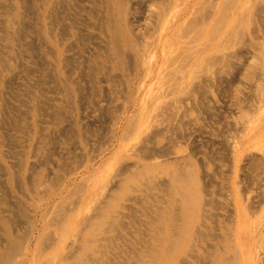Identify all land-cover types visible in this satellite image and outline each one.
<instances>
[{
  "label": "bare ground",
  "instance_id": "1",
  "mask_svg": "<svg viewBox=\"0 0 264 264\" xmlns=\"http://www.w3.org/2000/svg\"><path fill=\"white\" fill-rule=\"evenodd\" d=\"M154 1L43 0L40 20L48 36L46 54L68 62L67 52L77 41H63L91 35L93 42L88 27L94 26L102 34V45L95 42L96 46L108 52L103 60L105 68L111 63L117 68L136 65L144 73H140L137 99L127 103L123 111L124 121L115 118L122 125L116 129L118 123L112 121L97 133L101 140L94 155L79 158L64 153L59 159L48 157L42 162V156L34 152L35 162L27 164L18 157L10 170L0 173L5 178L0 182V264H264V0ZM34 41L27 43L33 57ZM84 58L86 61L88 57ZM238 58L246 63L236 61L235 66L234 59ZM43 60L41 63L47 62ZM230 61L236 68L242 66L237 75L242 73L250 84L257 81L254 84L258 89L257 93L252 90V98L249 92V99L247 93L239 96L241 90L232 95L236 97L229 102L231 119H225L228 128L222 130L217 152L221 153L217 166L221 179L217 187L209 188L201 177L198 180L200 169L175 148L145 147L144 122L149 110H144L161 103V120L172 131L169 126H178L188 115L190 105L181 113L182 104H206L201 79L217 74L222 81L229 78L231 73L222 63ZM97 65L102 64L96 61L95 69ZM163 77L173 81L167 90L143 92L149 81L158 82ZM38 80L42 83L45 79ZM54 80L58 83L60 76ZM62 93L71 98L69 90ZM132 107L136 112L126 115ZM134 122L131 133L125 125ZM134 156L136 161L132 160ZM248 184L257 193L252 199ZM154 187L164 196L151 202L150 190ZM240 201H244L245 216L239 213ZM138 205L143 208L142 221L136 216ZM209 205L216 206L217 212ZM136 221L144 223V228L133 226ZM245 226L243 234L247 241L255 240V251L252 242L246 243V248L239 243L240 227ZM133 246L135 252H128Z\"/></svg>",
  "mask_w": 264,
  "mask_h": 264
},
{
  "label": "rangeland",
  "instance_id": "2",
  "mask_svg": "<svg viewBox=\"0 0 264 264\" xmlns=\"http://www.w3.org/2000/svg\"><path fill=\"white\" fill-rule=\"evenodd\" d=\"M158 1L155 0L153 4L158 3ZM26 2L29 3L27 4ZM42 2L43 0H21V1L0 0V173L1 174H3L2 171L4 172L5 170H10L13 162L17 161V159L15 158L18 157H20L21 159L23 158L25 163L29 164L30 162H35L36 160V158L34 157L35 154L37 156L40 155L42 156L41 157L42 162L45 159L47 160L48 157H51L52 161L55 159H59L64 153L65 154L68 153L73 156H78L79 158L86 155L89 156L94 155L96 153L95 148L100 139L97 133L101 130L106 129L105 127H109V125H111V123L113 122H116V120H119L121 122L124 121L123 111L126 109L127 103L128 104L132 103V101H135L137 99V94L140 88V82H139L140 73L141 74L144 73L141 67L136 68V65L134 66L131 65L134 68H132L131 66H130L131 68H129V66L117 68L111 62H110L111 63L110 67L109 65H107L109 67V71H108V67L105 68L103 65L104 57L108 56V52L106 51V49H104L105 47L96 46L95 42L97 43V45L98 44L102 45L100 43L102 34L94 26L88 27V31H91L89 33L91 34L93 33L94 35L93 42L91 40L92 39L91 35H90L91 37L90 36L87 38L81 37L77 39L69 37L68 39H65L63 41L64 43H72L74 39L75 42L77 41L75 43L76 46H74L75 44L73 45L74 51L70 49V51L67 52V58L69 57L68 62L62 61V59L60 58L58 59L53 58L50 55L46 54L45 50L47 49L46 43L48 40V36H46L44 32L45 29L42 24V21L40 20ZM99 14H102V12ZM80 16L81 15H79V17ZM69 21L70 20L67 19V22ZM21 22L23 23L22 25L23 27L21 26ZM25 22L26 24H24ZM137 28H139V25L134 27L135 30ZM20 29L22 31H20ZM17 30L20 31V33L17 32ZM33 30L36 31L39 30V31H37L36 33V31ZM21 32L23 33L26 32L27 34H23ZM95 33L97 35L99 34L98 36L100 37L96 36ZM31 34L32 36L36 34L33 39L30 37ZM39 34L43 37L42 39L43 41L40 39L42 37H40ZM14 37L17 39H15ZM78 39H80V42ZM29 40L30 41L36 40L34 41L36 47V51H35L36 55L34 57L30 53V51L32 50L27 45ZM18 43L20 44V46H18ZM20 49L22 51L24 50L25 54L22 51H20ZM42 53H44V55H42ZM28 56L29 57L31 56V58H29ZM71 56L72 57L74 56V58H72ZM76 57L78 58L75 59ZM84 57L86 58L88 57L86 61H84L85 60ZM43 59L47 62H44ZM70 59L73 61H71ZM239 59L241 58H238V60L234 59L235 63L234 61L232 62L230 61L229 63H226L225 65L227 66L230 65L228 66L229 68L226 67L224 63H222L224 66L222 67L226 71L228 70L231 73L230 74L229 72H227L228 73L227 75L230 74L229 78L226 77V79H223L222 81L221 79L222 77H219L218 74L215 73L217 74V77H215L216 76L215 75L213 76L214 78L213 77L209 78V77H205L206 76L205 75L204 76L205 78L203 77L204 80L203 78L201 79L202 80L201 85L204 87V89H206L205 90L206 93H203L204 94L203 101L206 103L203 104L205 106L203 105L204 106L203 107L202 105H197L200 104L198 102L197 104L195 103L182 104L183 108L181 109V113L186 112V108H188L190 105V108L187 109L188 115L186 114L187 115L185 116L186 118L180 120L179 125L175 126L176 128L173 127V125L172 126L170 125L169 127H171V130L173 129L172 131H168V129L170 130V128H168L167 124L164 126L165 121L163 122L161 120L163 119V116L160 115L161 103L157 102L152 107H149L147 110H144V112H147L149 110L147 119L145 117V122H144V125L146 127L145 134L143 135V137L145 138L144 143H146L144 144L145 147L150 146L147 148H151V149H153L154 147H163L164 150H170L171 148L173 149L175 148V150L179 151V155L183 156L184 158H188L189 160H191V164L193 166L196 165L200 169V171L202 172L201 173L202 176H198V180L201 177L202 180L200 179V181L205 183L206 186L209 188H213L215 186L217 187L221 179V174L217 170L218 169L217 166L220 160L218 156H220L221 153L217 154V152L218 149H220V143L222 140L221 138L222 130L228 128L226 120L231 119L230 103H233V101L231 102V100H233L236 97V96L233 97L235 95L234 91L236 90L238 92L239 90L240 92L241 90L243 93L241 94L240 92L239 94L240 97L245 96L244 94L247 93L246 98L249 99L250 93H251L250 98H252L254 91L258 89V84L257 86H255L257 81L253 82L254 80H250L251 83L253 82L252 84H250L247 79L241 77L242 73L240 76L237 75L239 69L242 67L240 65L244 63V61L246 63V60L244 58H242L244 61L243 60L241 61ZM42 60L44 63H41ZM96 61H99V64H102V65H97L96 67L97 69L94 68ZM236 61L238 63L241 62L240 65H238L239 67H237L238 69L234 67V65L233 66L231 65L234 63L236 66L238 64L236 63ZM75 64L77 68L75 67ZM222 64H220V67ZM28 66H31L30 69L28 68ZM87 66H90L91 69L89 68L88 70ZM24 67L28 68L29 70H32L33 73H30L31 71L29 72V70ZM50 67L53 69L51 70ZM67 68L72 70L71 71L72 73ZM230 68L232 69L236 68L237 72L236 70H232ZM258 69L257 68L252 69V72ZM65 70L67 71V73ZM83 70L86 72V74L85 72H83ZM48 71L52 77L50 78L51 81L47 78V76H45ZM241 71L242 69H240V72ZM240 72L238 74H240ZM49 73H47V75ZM82 73L84 74V76L80 77V75L82 76ZM105 73L107 74L105 75ZM124 73L127 76H125ZM113 74L116 79L112 77ZM66 75H68L69 77L68 76L65 77ZM58 76H60V80L57 83V81L56 80L53 81V79L57 78ZM233 76L236 77L233 79ZM90 77L92 79H90ZM239 77L242 78L243 80L239 79ZM38 78L40 80L45 79L46 81L43 80V82L41 83V81H39ZM163 78H164L163 80L160 79V81L158 82L157 79H155L153 82L149 81L148 82L149 85L147 84L146 86L143 87V92L147 91L148 93H154V92L159 93L160 91H163V89L167 90L170 87V85L173 84L172 83L173 81L170 78H169L170 80L167 79L168 77H163ZM206 78L207 79L209 78V80H207ZM236 78L238 79L235 80ZM33 81L34 82L36 81V83L34 84ZM74 81L77 83H75ZM198 82L200 83V80ZM175 83L178 84L179 82H175ZM55 84H57V86ZM179 84H181V82ZM235 84L237 85L240 84V86L243 87V90L239 85L236 87ZM251 85L252 86L254 85L255 87L253 86L252 88ZM41 86H43L44 88L41 89L42 88ZM60 88L62 91H64V89L69 90L71 94L69 93L70 95L68 96H70L71 98H68L65 95V93H62ZM78 88L79 90H77ZM255 93H257V91H255ZM208 94L210 95L208 96ZM148 95L152 96L153 94H148ZM70 99H72V101ZM194 105L195 108L193 107ZM206 106L208 109L206 108ZM132 108H130V111L127 110L126 115H131L134 111L136 112L137 108L136 107H132ZM174 110H178V108H175ZM27 122L29 123V125L27 124ZM121 122H116L118 123V125L115 126L116 129H118L119 126L122 125ZM134 124L135 122L132 125L130 124L131 126L128 124L125 125L127 127V130H131V133H133L135 130L134 128L136 124L135 125ZM162 126H164L165 128L164 127L162 128ZM59 129L61 130L57 132L56 130ZM51 130L52 133L50 132ZM121 130H123L122 127ZM39 131L43 132V134L41 133L43 136L40 135ZM47 134L50 137H48ZM53 134H55L54 135L55 137L52 138L51 136H53ZM57 134H59V136ZM39 136L42 137L40 138ZM37 137L39 141L36 140ZM33 147L35 149H33ZM12 156H14V158ZM167 157L169 156H165V158ZM132 160L136 161L137 158L134 156L132 157ZM192 165L189 168L193 167ZM39 169L41 168L39 167ZM38 172L41 171L39 170ZM207 172H209L211 175L209 176L208 174H206ZM1 174H0V182L2 183L3 182L2 179L4 180L5 178L1 176ZM5 184L6 183H4V186L6 187V189H8L7 188L8 184L6 185ZM247 186L249 192L251 193V199H252V197H254L257 194L256 190L253 188L251 184L246 185V188ZM0 193L3 194L1 189H0ZM161 195L164 196L162 190H160L158 187L152 188L150 190V198H151L150 201L152 202L154 198L160 199L162 197ZM217 196L219 195L216 194V197ZM207 197H210V195H207ZM239 203H240L239 213L241 212V214L245 216L244 201L243 202L240 201ZM209 207L214 208V213L217 212V209L215 208L216 206L214 207L209 205ZM142 209H143L142 206L138 205L136 211L137 212L136 216L140 217L141 221H142V216H141L142 214H140V210ZM133 224H134L133 226H135L136 228H138V226L139 228L142 229L144 228V223L141 224V222L139 221H136ZM133 226L132 228L133 230H135V227ZM245 229L246 226L244 228L240 227L241 233L239 232L240 234L239 243L242 248H246V243L251 244L252 242L253 247L251 248L255 251L257 249V248L255 249V240L254 239L251 240L250 238H248L247 241L246 235L243 234ZM133 232L136 233V231ZM127 250L128 252L130 251L135 252L136 248L133 246L132 250L131 248H128ZM127 254L128 253H126L125 256H128ZM131 261L132 259L128 258V262Z\"/></svg>",
  "mask_w": 264,
  "mask_h": 264
}]
</instances>
